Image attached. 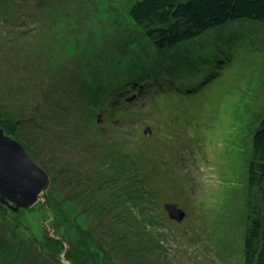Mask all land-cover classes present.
<instances>
[{
	"label": "rangeland",
	"instance_id": "rangeland-1",
	"mask_svg": "<svg viewBox=\"0 0 264 264\" xmlns=\"http://www.w3.org/2000/svg\"><path fill=\"white\" fill-rule=\"evenodd\" d=\"M135 1L0 0V128L49 179L0 205V264L244 263L264 26L192 39L175 68L145 54Z\"/></svg>",
	"mask_w": 264,
	"mask_h": 264
},
{
	"label": "trees",
	"instance_id": "trees-1",
	"mask_svg": "<svg viewBox=\"0 0 264 264\" xmlns=\"http://www.w3.org/2000/svg\"><path fill=\"white\" fill-rule=\"evenodd\" d=\"M128 15L132 26L148 40V47L143 49L145 54L159 55L163 60L169 58V64L174 66L181 61L177 54H181L184 48H190L186 44L192 39L207 33H211L212 38L217 35L216 31H223L234 21L249 23L248 27L264 26V0H136L131 4ZM151 63L145 58L142 68ZM184 70L192 74L189 69ZM251 137L252 152L247 169L248 226L243 264H264V224L261 217L264 212V115ZM48 217L52 218L49 212ZM22 221L25 222L24 218ZM38 225L43 227V220Z\"/></svg>",
	"mask_w": 264,
	"mask_h": 264
},
{
	"label": "water",
	"instance_id": "water-1",
	"mask_svg": "<svg viewBox=\"0 0 264 264\" xmlns=\"http://www.w3.org/2000/svg\"><path fill=\"white\" fill-rule=\"evenodd\" d=\"M148 137L150 130H145ZM47 173L30 159L24 148L0 128V205L14 211L32 207L47 188ZM171 219L180 222L184 213L176 205L166 204Z\"/></svg>",
	"mask_w": 264,
	"mask_h": 264
},
{
	"label": "bare ground",
	"instance_id": "bare-ground-1",
	"mask_svg": "<svg viewBox=\"0 0 264 264\" xmlns=\"http://www.w3.org/2000/svg\"><path fill=\"white\" fill-rule=\"evenodd\" d=\"M88 11H89V10H88ZM88 11H86L85 14H87ZM72 17H73V16H72ZM79 17H80V16H79ZM79 17L76 18V20H75V24H76V25H78V24H79V25H82V24L78 23L79 20H88V19H87V16H84V18H79ZM238 22H239V21H234V22H232V23H231L232 25H228V26H226L225 29H226L227 27L233 26V25H235V24H239ZM55 25H56V23H55ZM69 25H70V24H69ZM56 26H57V25H56ZM250 27H252V26L250 25ZM45 29H46V27H45ZM54 30H55V28H53L52 32H53ZM42 32H44V31H42ZM53 33H54V32H53ZM62 33L65 35V38L67 37L69 40L74 41V37H71V36H69L68 34H66V32L63 30V28H62ZM207 34H209V33H207ZM210 34H211V33H210ZM222 35H224V36H218V35H216V36H218V38H224V37H225V39L227 38V35H226L225 32H223ZM209 36H210V35H209ZM210 37H211V36H210ZM210 44H211V42L208 43V45H210ZM4 135H5V134H4ZM5 136H6V135H5ZM152 147H153V145H151V146L148 148V150H149L150 153L153 152ZM163 153H166L165 150H164ZM152 154L154 155V153H152ZM167 155L169 156V153H167ZM162 156H163V155H162V153L160 152L159 155L156 157V161L159 160ZM164 158H165V157H164ZM149 183H152V185H154L155 182H151V181H149ZM156 183H157V182H156ZM233 193H234V191H233ZM236 194H237V193H236ZM231 195H232V194H230L229 196H231ZM225 207H228V206L226 205ZM230 212H233V210L231 209ZM100 213H102V210L100 211ZM102 215L105 216V213H102ZM220 216H222V213L220 214ZM220 216H219L218 218H220ZM207 222H208V221H207ZM208 223H211V225H212V230H216V228L219 227L218 225H221V224H222V222H220V221H219V222H216V221H214V222H210V221H209ZM201 241H204V240H201Z\"/></svg>",
	"mask_w": 264,
	"mask_h": 264
}]
</instances>
